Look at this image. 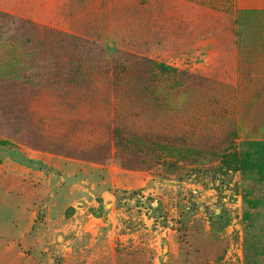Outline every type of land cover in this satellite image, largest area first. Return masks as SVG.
Here are the masks:
<instances>
[{
  "label": "rangeland",
  "instance_id": "374dc122",
  "mask_svg": "<svg viewBox=\"0 0 264 264\" xmlns=\"http://www.w3.org/2000/svg\"><path fill=\"white\" fill-rule=\"evenodd\" d=\"M0 264H264V0H0Z\"/></svg>",
  "mask_w": 264,
  "mask_h": 264
},
{
  "label": "trees",
  "instance_id": "16d2710c",
  "mask_svg": "<svg viewBox=\"0 0 264 264\" xmlns=\"http://www.w3.org/2000/svg\"><path fill=\"white\" fill-rule=\"evenodd\" d=\"M156 67L162 72H168L169 70H171L168 66H166L162 63L156 64ZM243 167H245V166L243 165Z\"/></svg>",
  "mask_w": 264,
  "mask_h": 264
}]
</instances>
